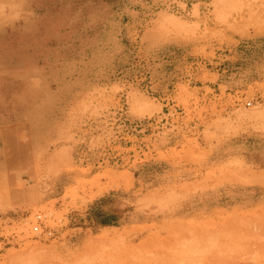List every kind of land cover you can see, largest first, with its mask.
I'll list each match as a JSON object with an SVG mask.
<instances>
[{
    "label": "rangeland",
    "instance_id": "obj_1",
    "mask_svg": "<svg viewBox=\"0 0 264 264\" xmlns=\"http://www.w3.org/2000/svg\"><path fill=\"white\" fill-rule=\"evenodd\" d=\"M259 15L264 0H0V264H264V202L227 216L166 215L146 227L94 234L70 231L69 222L101 195L130 189L133 173H143L139 168L154 157L135 151L134 162L120 154L99 168L75 165L81 144L126 152L120 137H79L91 135L81 131L84 120L99 117L121 96L135 118H152L162 113L154 97L178 90L175 101L190 122L209 110L199 106L191 79L222 81L220 95L209 102L210 126L223 129L224 109L217 106L224 104L240 110L248 130L264 134ZM242 95L252 107L235 103ZM19 123L28 126L26 136L5 135L8 125ZM155 138L142 142L157 149ZM207 154L193 139L169 157L204 161ZM181 193L183 186H173L147 196L167 211ZM37 216L51 236H35ZM193 235L197 243L184 244Z\"/></svg>",
    "mask_w": 264,
    "mask_h": 264
},
{
    "label": "crops",
    "instance_id": "obj_2",
    "mask_svg": "<svg viewBox=\"0 0 264 264\" xmlns=\"http://www.w3.org/2000/svg\"><path fill=\"white\" fill-rule=\"evenodd\" d=\"M199 73L195 75L201 78L203 73ZM218 75L220 80L221 73ZM195 79H191L193 86L191 85L190 89L196 91V99L201 101L199 106L204 104L209 110L200 118L193 117L190 122L187 120L184 105L178 106L179 102L175 101L179 98L178 90H174L168 98H164V95L154 97L162 106V113L157 117L135 118L129 103H119L121 96L118 102L107 111L104 110L99 117L84 120L82 127L85 130L81 131L91 135L81 133L80 138L87 142L92 137H120L119 147L126 152L116 153L113 150L115 145L111 149H100L81 144L76 147L75 165L99 168L108 159L118 158L120 154H125L122 158L128 162H134L137 160L135 151L154 157L145 160L143 167L139 168L143 169V173H133L134 181L130 189L111 190L71 214L70 231L94 234L102 230L136 229L163 222L166 215H177L181 219L227 216V212L263 204L264 186L244 185L236 178L240 173L248 171L264 172V134L248 130L246 121L238 118L240 110L232 106L226 107L224 104L223 107L217 106L218 112L224 109L223 129L217 125L210 126L215 118L211 117L212 108L209 102L220 95L222 81L208 80L196 83L193 82ZM234 106L238 107L236 104ZM7 127L10 128L5 135L15 134L16 138L26 136L28 132V126L22 123ZM153 136H156L154 141L157 149L142 142ZM193 139L197 140L202 149L207 150L208 154L203 156L204 161H184L179 156L169 157L172 150L176 149L178 155L183 144ZM122 140L128 144L123 146ZM130 149H133V152H129ZM157 154H163L165 158H156ZM32 161L39 164L40 159ZM33 163L25 171L24 183L31 179ZM233 171L236 172V177L227 179V173ZM173 186H183L185 194L181 193L183 198L171 210L165 211L161 206L157 208L153 199L147 196L148 192H162ZM140 190L143 191L139 192ZM9 214L14 215L12 212ZM4 219V216L0 215V220Z\"/></svg>",
    "mask_w": 264,
    "mask_h": 264
},
{
    "label": "bare ground",
    "instance_id": "obj_3",
    "mask_svg": "<svg viewBox=\"0 0 264 264\" xmlns=\"http://www.w3.org/2000/svg\"><path fill=\"white\" fill-rule=\"evenodd\" d=\"M216 1H217V3H221V2H223L225 0H216ZM259 17H260V20H262V21L264 20V15H259ZM257 112H260V111H257ZM257 112H255V113H257ZM236 180L238 182H240V183H243L244 185L246 184V185L264 186V172L250 171V172H246V173H240L238 175V177L236 178ZM196 243H197L196 236L193 235L189 239H187L184 244H186L188 246H193ZM255 260L257 261L258 259H255ZM250 261L251 260H249V263L248 264L251 263ZM253 264H263V262H255L253 260Z\"/></svg>",
    "mask_w": 264,
    "mask_h": 264
},
{
    "label": "built area",
    "instance_id": "obj_4",
    "mask_svg": "<svg viewBox=\"0 0 264 264\" xmlns=\"http://www.w3.org/2000/svg\"><path fill=\"white\" fill-rule=\"evenodd\" d=\"M240 99L237 100V102H235L237 105H240L241 103L244 104L246 107H252L254 104L253 100H246V98L244 97V95H242L241 97H239ZM245 98V99H244ZM37 225L35 227H33L32 231L35 234V236L37 237H41L43 236V234H48V236L52 235V231L48 230L46 232H44L42 229V224L40 223L41 221V217L37 216Z\"/></svg>",
    "mask_w": 264,
    "mask_h": 264
}]
</instances>
